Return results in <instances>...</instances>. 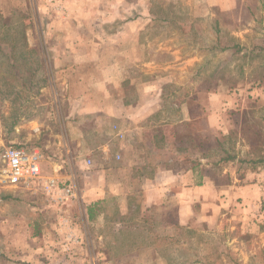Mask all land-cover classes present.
Here are the masks:
<instances>
[{
    "label": "rangeland",
    "instance_id": "obj_1",
    "mask_svg": "<svg viewBox=\"0 0 264 264\" xmlns=\"http://www.w3.org/2000/svg\"><path fill=\"white\" fill-rule=\"evenodd\" d=\"M129 23L147 58L160 51L155 62L173 64L166 51L179 48L191 60L183 81L189 87L202 81L205 95L210 89L219 94L221 111L211 116L207 100L204 118L187 126L194 137L188 153L198 177L220 187L227 200L221 198L219 208L205 207L203 217L189 226L151 219L150 236L135 232L138 236H123L118 243L128 248L151 240V261L157 264H264V166L220 162L226 153L238 160L264 157V50L254 49L264 48V0H0L3 140L38 148L46 176L54 172L52 163L65 165L59 174L69 173L66 77L57 75L53 55L66 36L101 40ZM237 46L244 49L239 54ZM78 180L66 182H76L80 191ZM116 209L109 204L102 213L115 217ZM138 212L129 210L127 231L144 223L137 221ZM85 213L75 200L56 203L38 189L0 188V264H94L89 243L103 247L97 233L116 243L111 236L116 224L98 217L89 221ZM80 244L84 249L77 250ZM123 252L105 254L110 264L140 262L132 252L121 263Z\"/></svg>",
    "mask_w": 264,
    "mask_h": 264
},
{
    "label": "crops",
    "instance_id": "obj_2",
    "mask_svg": "<svg viewBox=\"0 0 264 264\" xmlns=\"http://www.w3.org/2000/svg\"><path fill=\"white\" fill-rule=\"evenodd\" d=\"M133 26L126 24L101 40L66 36L63 47L53 55L57 75L66 77L63 106L67 129L63 137L71 161L67 163L69 173L64 174H59L63 163H52V176L65 182L82 178L83 188L77 190L75 202L82 204L88 220L113 219L116 224L110 221L116 243H107L101 233L97 237L103 247L95 240L89 243V251L95 253L94 264H110L105 253L119 250L127 253L120 257L121 263L135 252L139 254L132 258L140 260L137 264H157L151 261V240L122 248L120 238L138 236L141 231L150 236L151 219L189 226L203 217L205 207L219 208L223 203L220 187L198 177L197 165L191 164L193 159L187 160L191 156L188 143L194 140L187 126L204 118L207 100L211 102L210 115L218 114L223 108L219 94L207 89L209 95H205L202 81L191 87L183 81L191 60L181 49L166 51L173 64L156 63L155 54L160 51L154 52L152 47L151 59L147 58L141 37L131 32ZM227 189L235 193L234 187ZM109 204L116 205L115 217L102 213ZM91 207L92 218L88 214ZM132 208L139 210L137 221L150 228L140 222L138 229L131 230L134 233L126 230ZM75 247L84 249L81 244Z\"/></svg>",
    "mask_w": 264,
    "mask_h": 264
},
{
    "label": "built area",
    "instance_id": "obj_3",
    "mask_svg": "<svg viewBox=\"0 0 264 264\" xmlns=\"http://www.w3.org/2000/svg\"><path fill=\"white\" fill-rule=\"evenodd\" d=\"M3 136L4 128L0 123V188L38 189L56 203L77 200L78 191L74 182L45 175L43 164L46 159L38 148L6 142Z\"/></svg>",
    "mask_w": 264,
    "mask_h": 264
},
{
    "label": "trees",
    "instance_id": "obj_4",
    "mask_svg": "<svg viewBox=\"0 0 264 264\" xmlns=\"http://www.w3.org/2000/svg\"><path fill=\"white\" fill-rule=\"evenodd\" d=\"M23 37H24V39H26V35L23 34ZM235 48H236V46H235ZM237 48H238V50L236 51V53H238V54L240 52H242V50H244V49H242V48H240L238 46H237ZM254 49L255 50H259V52H261V51L264 50L263 47H258V46H256ZM258 54H260V53H258ZM243 56H245V55H243ZM190 159L191 158L187 157V160H190ZM238 159L239 158H238L237 155H233V154L231 155L229 153H226L225 157H223L220 160V162H222V163L241 162L243 164H249L250 166H252V168H255V169L256 168H259L261 166H264V157L251 158V159H240V160H238ZM192 169L195 171V167H193ZM88 214L92 218V216H93V209H92V207L88 209Z\"/></svg>",
    "mask_w": 264,
    "mask_h": 264
}]
</instances>
